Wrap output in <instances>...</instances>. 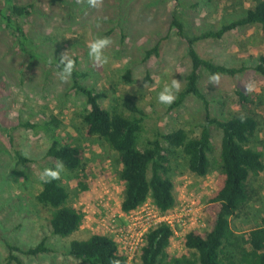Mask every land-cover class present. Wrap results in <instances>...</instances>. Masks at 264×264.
<instances>
[{
  "label": "rangeland",
  "instance_id": "1",
  "mask_svg": "<svg viewBox=\"0 0 264 264\" xmlns=\"http://www.w3.org/2000/svg\"><path fill=\"white\" fill-rule=\"evenodd\" d=\"M15 3L33 8L30 15L15 17L29 39L25 52L18 36L9 31L2 18L5 2L0 0V264H8L4 239L22 247L37 246L46 240L52 253L38 258L21 256L25 264H83L68 255L70 245L74 240L102 233L105 221L117 219L123 183L117 175L116 155L99 138L86 135L82 122L86 100L72 91L71 78L61 80V57L67 53L77 59L78 70L88 74L82 84L108 95L102 103L105 109L117 107L125 111L124 103L133 101L145 111L143 141L153 139L158 132L180 128L198 136L200 126L206 123V113L197 98L188 97L175 110L158 102L160 91L173 79L182 82V91L192 69L188 45L177 36L173 18L176 16L185 25L187 36H199L242 18L258 0H103L99 8H91L87 0ZM98 36L113 41L105 50L109 63L102 67H97L88 54V44ZM157 45L158 54L146 60L147 52ZM197 50L202 58L218 65L247 69L236 76H220L218 85L211 83L206 71H201L199 86L210 103L212 117L227 121L247 113L257 119L259 126L251 147L264 154V78L255 71L264 54V29L258 25L240 28L220 40H202ZM128 71L132 72L133 83L126 79ZM238 92L247 95L246 103L241 102ZM52 116L62 123L56 138L80 145L85 151L86 174L92 183L88 192H81L75 176L65 169L60 175L71 194V204L85 216L80 232L65 239L52 234L50 213L36 201L44 170L54 169L57 164L47 156L51 140L43 131L35 133L23 126L27 122L42 124ZM213 134L217 151L210 157L214 163L222 134L217 130ZM15 148L29 163H18ZM171 165L176 199L173 210L196 203L200 212L195 226L188 229V224L172 239L169 253L188 254L193 259V253L185 248V236L192 231L208 232L205 210L223 186L224 176L217 167L207 177H199L187 169L181 155ZM247 186L249 201L231 219L239 235H247L262 226L264 220V172L252 177ZM131 264H140L139 256Z\"/></svg>",
  "mask_w": 264,
  "mask_h": 264
},
{
  "label": "trees",
  "instance_id": "2",
  "mask_svg": "<svg viewBox=\"0 0 264 264\" xmlns=\"http://www.w3.org/2000/svg\"><path fill=\"white\" fill-rule=\"evenodd\" d=\"M3 1L5 7L1 11L2 18L9 31L20 39L19 46L28 52L26 43L29 39L16 23L15 17L30 15L33 5L20 6L16 5L15 0ZM257 25L264 29V0H258L256 6L246 11L242 18L220 27L218 31L194 37L187 36L185 25L176 16L173 18L172 26L177 30V36L188 45L192 69L185 87L170 109L180 108L190 96L197 98L206 113V123L200 126L198 136L180 128L169 133L158 132L153 139L143 141L147 119L145 111L133 101L124 103L125 111H119L117 107L105 109L102 103L108 95L82 84L88 74L80 72L78 60H74L72 91L86 100L87 110L82 114L86 135L99 138L116 155L114 163L118 178L123 183V213L138 211L149 200L164 214L174 208L175 183L170 173L172 161L177 155H181L187 169L199 177H207L217 167L224 176L223 186L209 200L205 210L208 232L192 231L185 236V248L193 253V259L188 254L169 253L174 232L168 225L160 224L146 235L139 255L140 264H264V220L262 226L247 235L237 234L231 225V219L238 216L249 201L248 182L264 172V154L251 147V139L256 135L259 123L247 113L227 121L212 117L210 103L199 86L201 71H206L210 76L216 73L220 76H236L247 69L218 65L202 58L197 50V44L202 40H220L229 32ZM159 47L157 45L147 52L146 60L158 54ZM255 71L264 78V54L259 57ZM126 79L128 83L134 82L131 71H128ZM238 96L242 103L248 101L245 93L238 92ZM23 126L35 133L43 131L51 140L48 158L56 163H64V169L78 180L81 192L91 189L92 183L86 174V153L80 145L56 138L62 126L57 117L52 116L42 124L27 122ZM215 130L222 134V139L219 156L213 163L210 156L217 151L213 136ZM15 155L20 165L29 163V159L16 148ZM36 201L50 213L48 225L54 236L65 239L80 232L85 220L84 213L73 207L71 194L60 179L42 182ZM4 243L8 250V264H25L21 256L38 258L52 253L46 240L33 247H22L5 239ZM68 255L83 264L128 263V257L120 251L117 242L101 234L92 235L87 240L72 241Z\"/></svg>",
  "mask_w": 264,
  "mask_h": 264
},
{
  "label": "built area",
  "instance_id": "3",
  "mask_svg": "<svg viewBox=\"0 0 264 264\" xmlns=\"http://www.w3.org/2000/svg\"><path fill=\"white\" fill-rule=\"evenodd\" d=\"M199 212L196 203H193L192 205H183L181 210L172 209L169 213L164 214L157 210L149 200L138 211L131 213L120 211L117 219L115 218L109 223L105 221V224L101 225L104 231L98 234L113 236L120 251L128 257L127 264H131L140 255L146 235L153 227L160 224L168 225L174 232V238L179 236L181 230L185 231L188 224H190L188 229L196 225L199 221Z\"/></svg>",
  "mask_w": 264,
  "mask_h": 264
},
{
  "label": "clouds",
  "instance_id": "4",
  "mask_svg": "<svg viewBox=\"0 0 264 264\" xmlns=\"http://www.w3.org/2000/svg\"><path fill=\"white\" fill-rule=\"evenodd\" d=\"M88 5L91 8H99L103 0H87ZM113 41L110 37H96L88 44L89 57L94 61L97 67H102L109 63V57L105 54V50L112 45ZM60 78L62 81L67 82L74 71L75 61L66 53L61 57L60 62ZM210 81L214 85H218L220 82V74H212L209 77ZM182 82L177 79H173L171 84L163 87L158 95V102L163 105L173 104L179 92L181 91ZM251 91V88L248 89ZM65 165L62 161L57 162L54 169H45L41 180L45 183H50L52 180H58L61 173L64 171Z\"/></svg>",
  "mask_w": 264,
  "mask_h": 264
}]
</instances>
